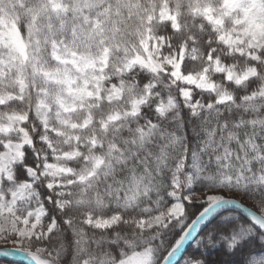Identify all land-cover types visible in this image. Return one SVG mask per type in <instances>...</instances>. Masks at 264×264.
Returning a JSON list of instances; mask_svg holds the SVG:
<instances>
[{
  "label": "snow or ice",
  "instance_id": "obj_1",
  "mask_svg": "<svg viewBox=\"0 0 264 264\" xmlns=\"http://www.w3.org/2000/svg\"><path fill=\"white\" fill-rule=\"evenodd\" d=\"M17 255L264 264V0H0Z\"/></svg>",
  "mask_w": 264,
  "mask_h": 264
},
{
  "label": "water",
  "instance_id": "obj_2",
  "mask_svg": "<svg viewBox=\"0 0 264 264\" xmlns=\"http://www.w3.org/2000/svg\"><path fill=\"white\" fill-rule=\"evenodd\" d=\"M0 260L10 261V262H14L16 264H26V262L18 255L15 256V257H3V256H0Z\"/></svg>",
  "mask_w": 264,
  "mask_h": 264
},
{
  "label": "trees",
  "instance_id": "obj_3",
  "mask_svg": "<svg viewBox=\"0 0 264 264\" xmlns=\"http://www.w3.org/2000/svg\"><path fill=\"white\" fill-rule=\"evenodd\" d=\"M211 259H216V257L213 255L211 257ZM0 264H16V263H13V262H9V261H5V260H0Z\"/></svg>",
  "mask_w": 264,
  "mask_h": 264
}]
</instances>
